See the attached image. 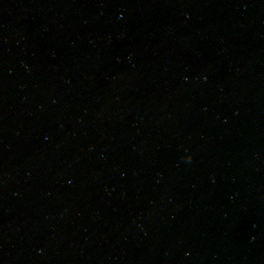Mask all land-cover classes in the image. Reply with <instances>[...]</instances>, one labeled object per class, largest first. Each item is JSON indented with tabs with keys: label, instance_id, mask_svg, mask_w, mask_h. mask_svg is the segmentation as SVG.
Listing matches in <instances>:
<instances>
[{
	"label": "water",
	"instance_id": "95a60500",
	"mask_svg": "<svg viewBox=\"0 0 264 264\" xmlns=\"http://www.w3.org/2000/svg\"><path fill=\"white\" fill-rule=\"evenodd\" d=\"M0 264H264V0H0Z\"/></svg>",
	"mask_w": 264,
	"mask_h": 264
}]
</instances>
